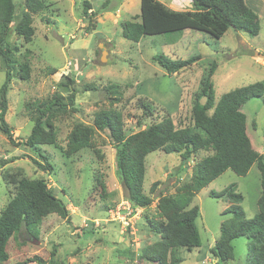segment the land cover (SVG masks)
<instances>
[{"label":"rangeland","instance_id":"obj_1","mask_svg":"<svg viewBox=\"0 0 264 264\" xmlns=\"http://www.w3.org/2000/svg\"><path fill=\"white\" fill-rule=\"evenodd\" d=\"M23 1L14 0L16 17ZM41 1L44 7L33 16L31 41L26 43L15 33L9 39L15 65L6 94L5 121L15 142H24L39 110L53 95L61 96L67 107L49 112H53L50 120L55 129V145L39 146L53 166L50 174L33 163H42L41 158L22 145L11 144L0 132V215L15 194L12 179H45L52 194L64 203L69 219L51 214L40 225L14 234L4 264H151L142 258L141 248L160 240L148 228L149 221H161L157 194L181 192L195 166L209 157L212 149L192 154L182 170H178V154L149 153L145 158L143 192L152 202L146 208L134 207L126 200L116 174L113 145L105 132L93 127L94 116L101 111L119 114L127 134L146 132L164 119L176 128L190 126L192 107L205 102L203 85L212 63L217 66L211 77L215 103L234 89L256 82L264 84V58L254 55L264 57V0H255L257 9L245 0L259 18L256 36L229 29L214 39L204 32L185 30L143 37L138 43L123 37L121 25L139 19V0ZM179 1L180 9H191V0ZM85 2L91 4L90 21L82 14ZM155 56L169 60L198 56L199 60L169 75L153 61ZM25 62L29 64L30 76L24 81L16 72ZM3 81L0 56V87ZM111 86L117 87V93H111ZM71 93L73 105L69 104ZM263 99L264 95L249 100L241 112L246 116L252 150L264 162ZM80 124L93 129L92 145L67 155L68 135ZM154 182H159L158 189L150 194ZM229 186L241 195L240 206L246 218L255 216L260 194L257 166L253 164L244 176L226 170L192 198L190 207L197 206L200 214L196 220L200 247L177 251L182 264L215 263L210 249L219 238L221 223L230 218L224 212L230 204L212 197L210 192H221ZM250 245L245 237L234 239L233 259L219 264H246ZM34 258H39L40 263Z\"/></svg>","mask_w":264,"mask_h":264},{"label":"trees","instance_id":"obj_2","mask_svg":"<svg viewBox=\"0 0 264 264\" xmlns=\"http://www.w3.org/2000/svg\"><path fill=\"white\" fill-rule=\"evenodd\" d=\"M23 5L16 17L14 0H0V56L4 65V81L0 87V132L11 144L22 145L41 158L42 163L36 160L33 163L42 172L50 174L53 166L47 156L40 152L39 146L55 145L56 134L50 120L53 112H49L67 107L61 96L53 95L39 110L40 114L24 142H15L11 127L5 121L6 94L15 65L9 39L15 33L29 43L34 35L33 16L40 14L44 7L41 0H24ZM104 7L102 11L106 9ZM139 8L137 21H126L121 25L123 37L134 43L143 37L181 33L185 30L204 32L219 39L229 29L249 36H256L260 29L257 14L246 5L245 0H191V9L188 11H172L157 0H139ZM89 10L91 4L85 2L82 14L88 21L93 13H88ZM198 60V56L187 60L153 57V61L169 75L189 68ZM216 67L212 63L209 68L202 91L205 102L195 103L192 107L190 126L176 128L169 119H164L150 126L146 132L127 134L119 114L101 111L94 116L93 127L105 132L113 145L116 174L126 193V200L134 207L146 208L152 202L151 197L143 192L145 158L149 153L161 151L164 154H178L181 159L178 170H182L192 154L212 149V154L195 166L189 183L184 184L181 192L168 196L157 194L161 221H149L148 228L160 240L141 248L142 258L151 264H182L177 251L184 249L189 252L199 248L196 220L200 214L197 206L190 207L192 198L226 170L244 176L253 164L260 173V194L253 218H246L240 206L242 197L236 193L234 186L221 192H210L212 197L225 199L230 204L224 211L230 214V218L221 223L219 238L210 253L216 260L214 264L226 263L233 259L232 241L245 237L251 241L246 264H264V162L252 150L246 133V116L241 112V107L249 100L263 97L264 84L256 82L234 89L222 95L215 103L211 77ZM16 75L21 80H27L30 76L29 64L25 62L20 65ZM116 88L111 86L109 90L117 93ZM69 101L73 105V93ZM143 107L149 108V105ZM93 135L91 127L81 124L75 126L68 135L66 154L72 155L90 148ZM11 183L15 187V194L0 215V264L8 260L7 247L11 237L40 225L51 214L69 219L64 203L52 194L45 179L19 178L12 179ZM158 185L159 182L151 184L150 194L157 192ZM34 259L40 263L39 258Z\"/></svg>","mask_w":264,"mask_h":264},{"label":"crops","instance_id":"obj_3","mask_svg":"<svg viewBox=\"0 0 264 264\" xmlns=\"http://www.w3.org/2000/svg\"><path fill=\"white\" fill-rule=\"evenodd\" d=\"M157 1H159V2H161L165 7H167L168 9H170V10H172V11H188L189 9H188V7H186V9H180L181 8V2L179 1V0H170L169 2H167V1H163V0H157ZM258 1V0H257ZM254 2H256L255 0H249L248 1V3L251 5V6H253V7H255L256 8V6H255V3ZM246 3V2H245ZM184 5H186V4H184L183 3V6ZM247 5V4H246ZM249 5V6H250ZM248 6V7H249ZM250 6V7H251ZM183 8V7H182ZM257 9V8H256Z\"/></svg>","mask_w":264,"mask_h":264},{"label":"water","instance_id":"obj_4","mask_svg":"<svg viewBox=\"0 0 264 264\" xmlns=\"http://www.w3.org/2000/svg\"><path fill=\"white\" fill-rule=\"evenodd\" d=\"M240 44H241V45H240L241 47L250 50V47H249V46H246L245 43H240ZM254 55H255V56H259V57L264 58L262 55H260V54H258V53H254ZM101 61H104V58H103V57L101 58Z\"/></svg>","mask_w":264,"mask_h":264}]
</instances>
